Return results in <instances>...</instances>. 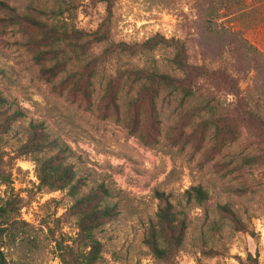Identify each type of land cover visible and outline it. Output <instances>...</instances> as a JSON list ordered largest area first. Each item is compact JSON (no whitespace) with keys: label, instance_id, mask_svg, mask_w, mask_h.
Here are the masks:
<instances>
[{"label":"rangeland","instance_id":"374dc122","mask_svg":"<svg viewBox=\"0 0 264 264\" xmlns=\"http://www.w3.org/2000/svg\"><path fill=\"white\" fill-rule=\"evenodd\" d=\"M0 1V93L25 111L0 127L5 264H264V140L247 114L264 121V0ZM25 14L83 41L108 17L110 36L84 48L33 44L42 35ZM174 40L188 75L173 62ZM55 63L56 76L41 71ZM138 68L186 78L189 92ZM31 123L54 144L27 152ZM48 159L70 172L59 188L43 178ZM193 185L210 198H189ZM89 193L90 206L113 207L91 233L76 204ZM159 193L187 224L167 259L146 242L166 203Z\"/></svg>","mask_w":264,"mask_h":264},{"label":"trees","instance_id":"16d2710c","mask_svg":"<svg viewBox=\"0 0 264 264\" xmlns=\"http://www.w3.org/2000/svg\"><path fill=\"white\" fill-rule=\"evenodd\" d=\"M110 2L111 0H105ZM2 2V1H0ZM6 5V3H4ZM7 6V5H6ZM109 12H111V7L109 6ZM44 12V11H42ZM109 18L107 17L95 30L91 37L88 38V41H83L85 39V34L80 31H70L65 30L61 31L57 28L56 25L48 23L45 20L39 19L36 15H20V21L26 22L34 27L36 30L40 31V37H34L33 44H39L41 42L53 43L56 40L67 39V45H72L74 47L81 46L85 47L84 44L89 41L102 42L109 39L110 30H109ZM82 41V43H81ZM171 42V40H167ZM120 51H126L129 47L125 44H119ZM173 45L176 49V54L173 58V62L179 66V68L188 71L191 67L187 63L186 47L183 42L179 40H174ZM46 50L39 51L35 59L38 63H43V60L46 59ZM61 62V61H59ZM58 68V63L53 65L42 67L41 71L47 73L48 75H57L61 69ZM138 78H146L152 83L157 82L165 86H171L174 89L183 90L185 93L189 92V84L186 81V78H177L167 73H160L157 71H147L144 68H138L133 70ZM198 74H203V71H197ZM196 72V73H197ZM195 73V71H194ZM247 114L250 116L252 122L259 119L257 128L261 131V135L264 140V121L258 115L253 114L250 111H247ZM25 116V111L19 104L10 101L8 98L3 96L0 93V127L4 131L9 129L11 125L7 123L9 119L19 118ZM39 127L30 124L28 140L23 145V148L27 152L33 150H40L43 147L50 146L54 144L53 140H50L49 134L46 131H38ZM2 152L0 151V177L2 176ZM38 161L39 159L36 158ZM43 178L50 180L52 188H59V185L56 184L59 180L67 181L70 179V172L67 167L62 163L53 162L52 159L43 161ZM189 198L195 197L198 202L207 201L209 197V192L202 185H193L190 189L186 191ZM165 204L160 206L157 211V220L151 223L150 231L146 237V242L151 250L160 258L167 259L172 255L182 244L185 238L187 224L184 219H179L178 211L175 210V205L167 200L164 197L163 193H159ZM96 198V195L89 193L78 198L76 204L81 213V223L85 230L88 233L93 232V230L99 227L105 216H111L113 214V207L110 205H92L91 202ZM6 203L0 204V235L5 234L7 230L8 223L12 222V209L10 205ZM219 209L227 213L229 216L237 220L236 212L229 206V204L219 205ZM253 236L255 232L252 231ZM250 256H252L250 254ZM0 263L5 264V257L0 249Z\"/></svg>","mask_w":264,"mask_h":264}]
</instances>
